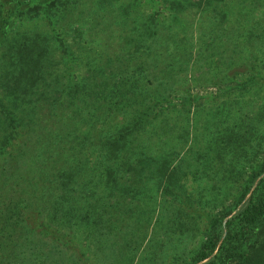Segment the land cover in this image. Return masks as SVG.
<instances>
[{"label":"trees","instance_id":"1","mask_svg":"<svg viewBox=\"0 0 264 264\" xmlns=\"http://www.w3.org/2000/svg\"><path fill=\"white\" fill-rule=\"evenodd\" d=\"M161 1L166 4L165 19L158 24L160 12L153 0H0V44L5 42L6 32L1 30L11 13L27 6L25 12H35L50 29H35V40L43 36L44 42H57L63 49L58 58L51 53L52 59H57L53 66L39 70L37 64L41 73L35 78H45L50 71L53 101L47 105L44 91L40 94L35 90L33 100L19 97L20 93L8 95L6 100L13 109L5 111L0 105V264H121L120 253L124 263L131 264L134 259H126L128 249L144 229L138 218H130L137 217L136 209L148 204L145 198L141 203L135 201L140 180L136 177L152 166L148 155L142 154L146 144L143 132L149 125L156 131L168 125L163 115L160 121L155 119L163 111V94L184 91L181 101L188 108L196 106L188 93L192 85L186 86L185 75L178 73L190 70L188 64L194 59L201 58L204 64L207 55L215 66L223 67L221 77L228 81V90L242 86L245 91L252 83V77L245 73L259 71L257 53L242 50H251L252 41L264 33V0ZM62 53L74 60L72 63L80 62L85 67L83 73L70 64H60ZM39 58L35 56V62ZM18 65L21 73L29 64ZM241 74L242 80L231 82ZM192 77L197 83V77ZM77 80L82 91L91 93V108L85 103L87 95L81 101L72 100V87L70 99L64 97L68 84ZM211 80L208 76L201 82ZM211 84L220 85L218 81ZM52 102L61 108L62 118L53 113ZM81 105L87 106L82 124L99 121V127H68L65 118L80 114L77 109ZM117 113L123 117L115 121ZM255 118L247 124L235 118L226 128L235 138L253 135L263 117ZM16 120L19 126L33 129L13 131ZM255 133L261 134L256 141L259 149L252 146L249 153L241 151L246 154L243 160L238 159L239 150L224 140V130L220 139H213L211 156L215 162L211 168L222 174L218 180L228 190L230 186L239 190L237 209L212 215L198 248L189 257L177 256L176 264H264V132ZM21 134L23 148L18 146L15 155L13 140ZM205 143L208 145L206 139ZM221 148L230 155L227 160H223ZM197 154L203 157L199 149ZM13 156L15 160H11ZM34 156L35 178L31 183L35 193H15L16 181L10 180L19 172L29 174L17 169L19 161ZM149 157L163 159L168 153L155 152ZM217 158L223 161L216 162ZM206 164L210 170L209 161ZM156 166V171L172 183L167 164ZM10 189L13 191L7 193ZM169 193L167 188L160 193L161 204ZM173 194L171 191L169 196L178 201L175 190ZM154 204L153 198L152 211ZM28 206H35V211ZM183 213L176 211L167 223L169 231H177L182 221L179 214ZM137 264L155 263L145 256Z\"/></svg>","mask_w":264,"mask_h":264},{"label":"rangeland","instance_id":"2","mask_svg":"<svg viewBox=\"0 0 264 264\" xmlns=\"http://www.w3.org/2000/svg\"><path fill=\"white\" fill-rule=\"evenodd\" d=\"M153 3H155L157 8L156 11L160 12V16L157 17L158 24L162 23L163 19H165L164 10L166 9V4L161 0H153ZM144 8L146 7L144 6ZM25 10H27V6L20 8V11L12 12L11 17L8 19V24L1 30L6 32L5 42L0 44V98L2 97L0 105L5 111L7 107L13 109L14 105H10L6 97L15 93H20L19 97L24 96V98L32 99L31 97L35 96V90L40 91V94H43L44 91L42 96L45 97V103L48 105L50 101H53L51 92H54V90L49 83L51 79L48 78L50 71H47L45 78H35L36 75L41 73L38 72L37 64L40 63L39 70L46 69L47 65L53 66L57 59L53 60L51 53L55 52V57L58 58L59 53L63 49L60 48L61 46L57 42L55 44L54 42H44L43 36L35 40V32H38L35 29L39 30V32L40 30L48 32L50 29L44 23L42 17H35V12L26 13ZM249 48L251 50L244 48L242 51H254V53H257L258 59L255 63L257 64L256 69L259 71L250 69L245 73L247 77L251 76L253 79L245 91L241 90L242 86L231 87L228 90V87H230L226 86L228 81L221 77L223 67H220L221 64L215 66V63L211 62V57L207 55L204 64H202L201 58L194 59V62L191 61L188 64L190 65V70L188 68V71L184 72L185 74H183V71L178 73V76L185 75V79H187L186 86L192 85L191 88H188V93H191V97L197 102L196 106L193 105L188 108L185 102L181 101L184 91L171 92L170 95L169 93L163 94L160 101L163 111L155 119L160 121V116L163 115L168 125L163 130L158 131L149 125L143 132L146 144L141 148L143 150L142 154L148 155L149 159L147 161L152 166L149 164L147 171L143 175H137L136 177L140 178V180L137 179L138 190L134 192L137 194L135 201L141 203L145 198L148 204L141 210L136 209L135 215L137 217L132 215L130 218H138V221L142 224L140 225L141 228L144 229L141 238L132 242L131 248L129 247L128 249L129 252L126 259H134L131 264H137L145 256L152 259L155 264H176L178 257L180 259L189 257L198 248L202 240L203 230L212 215L222 216L225 213H234L236 211V196L239 190L234 189L237 187L232 186L228 190L225 184L221 183V179L218 180L219 175L222 174L213 171L211 168V164H214L213 160L215 162V159L211 156L214 152L211 146L213 145V139L219 138L220 133L223 135L224 130V140L229 141V147L239 150V160H243V157H246V154L241 151L249 153L252 146L254 150L259 149V147H256V141L261 134H256L255 132H261L262 135L264 132V124H262V122L264 123V33L259 34L249 45ZM35 56L41 57L38 62H35ZM59 59L60 64H70L74 70L81 74L83 69H85L80 62L72 63L74 60H69L64 53ZM77 59H80V57ZM25 61L29 65H24L23 71L20 73V65L18 63ZM192 75L197 77V83L191 80L193 78ZM208 76L212 77L210 82H201L203 78ZM78 78L79 76L74 77V79ZM243 78L244 76L241 74L240 76L237 75L233 80L229 79L234 82ZM62 80H64V77ZM212 81H218L220 85L211 84ZM72 83L68 84L69 88L68 90L66 89L64 97L68 96L70 99L69 92L70 87H72V100L78 102L87 95L84 99L88 101L85 103L91 108L94 102L89 97L91 93L87 94L82 91L83 86L79 80ZM19 103L21 105L20 101ZM52 107L56 116H60V118L64 116L60 113L61 108H55L54 104ZM86 108L87 106L81 105L77 109L80 114L72 118L69 114L67 119L65 118L69 128L77 127L83 123L82 119L86 113ZM47 109L49 108L47 107ZM122 117V114L117 113L115 121L120 120ZM255 117L259 119L263 117V119H260L259 121L261 122L258 121L254 127L253 130L255 132L253 135L246 134L242 138H235L233 132L226 128V126L232 124V120L235 118L247 124L255 120ZM217 119H222V121L219 123L216 121ZM12 126L13 131L25 133H27L28 129H33L31 128L33 126L30 128L26 125L19 126L17 120L12 122ZM99 126V121L85 122V124L81 125L82 128L86 127L87 129ZM22 137L23 134L17 135L13 140L12 152L15 155L19 153L18 146L23 148L20 146ZM205 139L208 145H206ZM261 142L264 143V140H261ZM198 149L203 153V157L198 156ZM23 150H26V153L29 152L28 148ZM220 151L223 160H227L230 157L225 149L221 148ZM155 152H157V155L168 153V157L151 159L149 154ZM11 160H15V156ZM218 160L223 161L217 158L216 162ZM206 161H209L210 170L207 169ZM246 162L248 163L249 161L247 160ZM157 163L167 164V173L171 171L168 177L173 181L172 183L156 171ZM18 164L19 167L17 169L19 171L27 170L29 174L19 172L10 180L12 182L16 181L14 186L15 193H20L21 195L35 193V185L31 183L35 178V156L31 160L29 158H21ZM227 169L226 167L225 175L228 174ZM238 180L241 182L243 178L240 176ZM181 181H183V186L180 185ZM235 183L237 181H234L233 185ZM165 188L170 193L172 191V194L175 190L177 195H179L178 201H174V197L172 195L169 196V193L164 196V204H161L159 202L161 201L160 193ZM13 189L8 190L7 193H11ZM153 198L156 204H154V210L152 211ZM19 207L21 208V206ZM28 207L35 211V206ZM177 210L181 211V213L189 212V214L183 213L188 217L179 214L178 219L182 220L181 224L176 232H172L171 230L169 231L170 219ZM231 213L226 214L224 219H227ZM132 223L134 224L135 221H132ZM123 259L125 257L120 253L119 260L121 264H125Z\"/></svg>","mask_w":264,"mask_h":264}]
</instances>
